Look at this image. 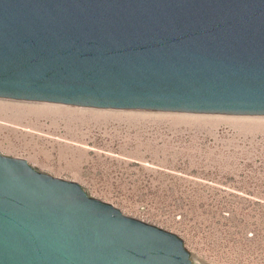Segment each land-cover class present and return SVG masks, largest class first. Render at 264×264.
<instances>
[{
    "label": "water",
    "instance_id": "1",
    "mask_svg": "<svg viewBox=\"0 0 264 264\" xmlns=\"http://www.w3.org/2000/svg\"><path fill=\"white\" fill-rule=\"evenodd\" d=\"M0 98L264 115V0H0ZM0 264H194L174 232L0 152Z\"/></svg>",
    "mask_w": 264,
    "mask_h": 264
},
{
    "label": "rangeland",
    "instance_id": "2",
    "mask_svg": "<svg viewBox=\"0 0 264 264\" xmlns=\"http://www.w3.org/2000/svg\"><path fill=\"white\" fill-rule=\"evenodd\" d=\"M0 152L174 232L194 264H264V115L0 98Z\"/></svg>",
    "mask_w": 264,
    "mask_h": 264
}]
</instances>
